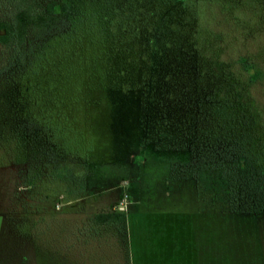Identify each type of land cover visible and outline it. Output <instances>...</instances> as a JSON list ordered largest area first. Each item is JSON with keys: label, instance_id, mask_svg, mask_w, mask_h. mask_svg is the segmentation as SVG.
<instances>
[{"label": "trees", "instance_id": "1", "mask_svg": "<svg viewBox=\"0 0 264 264\" xmlns=\"http://www.w3.org/2000/svg\"><path fill=\"white\" fill-rule=\"evenodd\" d=\"M5 2L0 44L12 52L8 86L19 85L25 104L5 94L8 86L0 95V122L16 123L3 141L18 136L20 123L22 137L44 134L56 154L69 148L87 155L94 148L92 108L113 105L112 92L131 91L145 140L187 153L170 169L230 213L264 214V101L254 96L264 85V45L225 58L216 45L222 34L211 33L204 15L210 8L230 31L264 37V0ZM168 49L171 62L160 59ZM145 50L149 58L141 64ZM80 82L88 83L83 93L95 86L105 95L88 98ZM42 154L40 170L79 182L73 166L51 159L50 151ZM118 212L94 220L111 225L123 219ZM8 221L15 231L16 221Z\"/></svg>", "mask_w": 264, "mask_h": 264}, {"label": "rangeland", "instance_id": "2", "mask_svg": "<svg viewBox=\"0 0 264 264\" xmlns=\"http://www.w3.org/2000/svg\"><path fill=\"white\" fill-rule=\"evenodd\" d=\"M5 14L6 2L0 0V20ZM204 15L211 33L222 34L216 45L225 58L248 56L257 42L264 45L262 36L230 31L215 10ZM140 53L141 64L147 62L146 50ZM168 53L160 59L171 62ZM11 57V48L0 44V95L12 82ZM80 86L86 92L88 83ZM7 90L24 106L19 85ZM87 93L95 95L91 99L105 95L95 86ZM111 94L113 105L104 97L105 107L92 108L88 126L94 148L87 155L69 148L56 154L46 147L44 134L22 137L20 123L18 136L5 142L16 123L0 122L5 147L0 150V264H264V214L230 213L199 192L191 178L169 167L184 159L185 151L157 148L143 137L134 92ZM254 96L264 101V85L256 86ZM46 151L73 166L79 182L40 170L38 159ZM112 211H121L123 219L111 225L94 220Z\"/></svg>", "mask_w": 264, "mask_h": 264}, {"label": "built area", "instance_id": "3", "mask_svg": "<svg viewBox=\"0 0 264 264\" xmlns=\"http://www.w3.org/2000/svg\"><path fill=\"white\" fill-rule=\"evenodd\" d=\"M118 209H122V207L121 206H118Z\"/></svg>", "mask_w": 264, "mask_h": 264}, {"label": "flooded vegetation", "instance_id": "4", "mask_svg": "<svg viewBox=\"0 0 264 264\" xmlns=\"http://www.w3.org/2000/svg\"><path fill=\"white\" fill-rule=\"evenodd\" d=\"M117 209H118V207H117ZM118 210H121V209H118Z\"/></svg>", "mask_w": 264, "mask_h": 264}]
</instances>
